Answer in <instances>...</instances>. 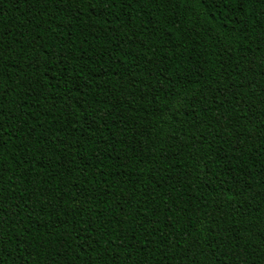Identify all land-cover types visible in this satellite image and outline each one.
<instances>
[{
  "label": "trees",
  "instance_id": "trees-1",
  "mask_svg": "<svg viewBox=\"0 0 264 264\" xmlns=\"http://www.w3.org/2000/svg\"><path fill=\"white\" fill-rule=\"evenodd\" d=\"M0 264H264V0H0Z\"/></svg>",
  "mask_w": 264,
  "mask_h": 264
}]
</instances>
